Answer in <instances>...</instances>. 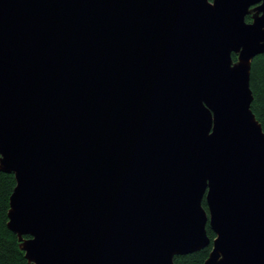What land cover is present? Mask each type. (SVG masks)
<instances>
[{"label": "water", "instance_id": "water-1", "mask_svg": "<svg viewBox=\"0 0 264 264\" xmlns=\"http://www.w3.org/2000/svg\"><path fill=\"white\" fill-rule=\"evenodd\" d=\"M262 53L264 0H0V171L28 264L210 242L203 264H264Z\"/></svg>", "mask_w": 264, "mask_h": 264}, {"label": "trees", "instance_id": "trees-1", "mask_svg": "<svg viewBox=\"0 0 264 264\" xmlns=\"http://www.w3.org/2000/svg\"><path fill=\"white\" fill-rule=\"evenodd\" d=\"M246 18H249L246 16ZM236 59L235 55H232ZM250 89L253 94L251 109L257 120L261 123L264 131V53L256 55L251 62ZM15 185L12 173L0 171V264H28L24 252L19 249L17 236L7 226V210L9 207V196ZM202 205L206 208L205 200ZM206 232L210 241L214 233L209 225H206ZM24 238L29 237L24 235ZM211 249V242L208 246L184 255H176L173 260L175 264H203Z\"/></svg>", "mask_w": 264, "mask_h": 264}, {"label": "rangeland", "instance_id": "rangeland-1", "mask_svg": "<svg viewBox=\"0 0 264 264\" xmlns=\"http://www.w3.org/2000/svg\"><path fill=\"white\" fill-rule=\"evenodd\" d=\"M246 21H248V22L251 21V18H250V17H249V18H246ZM234 60H235V59H234Z\"/></svg>", "mask_w": 264, "mask_h": 264}, {"label": "flooded vegetation", "instance_id": "flooded-vegetation-1", "mask_svg": "<svg viewBox=\"0 0 264 264\" xmlns=\"http://www.w3.org/2000/svg\"><path fill=\"white\" fill-rule=\"evenodd\" d=\"M247 16L251 18V15H247Z\"/></svg>", "mask_w": 264, "mask_h": 264}]
</instances>
